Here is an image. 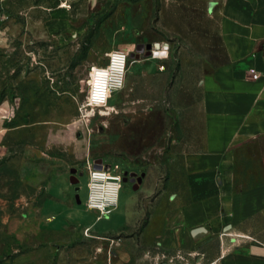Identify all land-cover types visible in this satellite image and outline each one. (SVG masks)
<instances>
[{
  "label": "rangeland",
  "instance_id": "obj_1",
  "mask_svg": "<svg viewBox=\"0 0 264 264\" xmlns=\"http://www.w3.org/2000/svg\"><path fill=\"white\" fill-rule=\"evenodd\" d=\"M211 10L201 0H0V264H264V253H248L240 237L188 249L148 240L145 223L162 202V181L171 180L169 146H147L144 153L120 146V128L133 113L119 90L109 96L112 111L83 108L114 50L129 55V76L142 68L138 60L156 53L139 54L140 45L165 40L172 42L176 74L183 46L192 79L199 76L197 59L209 70L222 63ZM152 86L158 83L140 84L129 107L152 98ZM98 160L127 178L118 207L100 219L86 206L88 169ZM142 171L150 173L148 198L146 185L134 184ZM52 200L63 209L59 228L41 230L38 213ZM67 219L83 227L65 226ZM251 227L264 242V214Z\"/></svg>",
  "mask_w": 264,
  "mask_h": 264
},
{
  "label": "crops",
  "instance_id": "obj_2",
  "mask_svg": "<svg viewBox=\"0 0 264 264\" xmlns=\"http://www.w3.org/2000/svg\"><path fill=\"white\" fill-rule=\"evenodd\" d=\"M201 2L212 7L225 60L209 70L197 59L200 72L194 79L187 74L191 59L184 56L185 46L179 52L180 74L170 67L171 45L168 52L138 60L142 68L127 74L119 90L124 109L133 113L120 128L119 143L127 152L138 153L147 146H169L171 180L167 186L162 181L157 195L162 202L145 223L148 240L167 249H188L219 236L224 241L226 236L240 237L248 253H264V242L253 236L251 227L264 214V0ZM149 82L158 83L150 90L152 98L142 96L134 109L129 107L134 90ZM149 175L142 171L137 176L143 177L139 187L146 185L147 198L153 193ZM53 204L46 203L38 213L41 230L59 228L55 224L63 209ZM135 204L117 231L127 225ZM69 222L65 226L83 227ZM85 227L92 230L91 225ZM201 228L205 231L194 234Z\"/></svg>",
  "mask_w": 264,
  "mask_h": 264
},
{
  "label": "built area",
  "instance_id": "obj_3",
  "mask_svg": "<svg viewBox=\"0 0 264 264\" xmlns=\"http://www.w3.org/2000/svg\"><path fill=\"white\" fill-rule=\"evenodd\" d=\"M154 52L170 51L167 42L152 45ZM130 57L125 52L114 50L109 54L108 64L105 69V77L100 83H92V91L83 108L110 110L108 105L109 96L115 91L124 88L129 70ZM257 77V75H255ZM88 198L89 209L98 212V218L108 216L109 212L118 207L120 202V191L122 188L123 174L117 172L113 167L103 163L101 168L94 165L88 169Z\"/></svg>",
  "mask_w": 264,
  "mask_h": 264
},
{
  "label": "water",
  "instance_id": "obj_4",
  "mask_svg": "<svg viewBox=\"0 0 264 264\" xmlns=\"http://www.w3.org/2000/svg\"><path fill=\"white\" fill-rule=\"evenodd\" d=\"M151 49H152V44H149V45H147L146 47H145L144 45H140V47L138 48V52H139V54H140V53H144L145 50H148V52H151ZM102 165H103L102 160H98V161H96V163L94 164V167H95V168H101ZM107 166L109 167V165H107ZM71 172H72V175H71V181H72L73 183H77V182L79 181V179L76 177L77 169H76V168H73V169L71 170ZM124 175H125V177H126V174H124ZM142 178H143L142 176H140V177L137 178V181H136V188H138L139 184L142 182ZM126 179H127V178H124V181H126ZM134 180H136V179H134ZM202 231H205V230H204L203 228H201V229H196V230L194 231V234H197V233L202 232Z\"/></svg>",
  "mask_w": 264,
  "mask_h": 264
},
{
  "label": "flooded vegetation",
  "instance_id": "obj_5",
  "mask_svg": "<svg viewBox=\"0 0 264 264\" xmlns=\"http://www.w3.org/2000/svg\"><path fill=\"white\" fill-rule=\"evenodd\" d=\"M124 178H125V175L123 174V176H122V179H123V181H124ZM137 178V177H136ZM137 181V180H136ZM134 184H136V182H134Z\"/></svg>",
  "mask_w": 264,
  "mask_h": 264
},
{
  "label": "bare ground",
  "instance_id": "obj_6",
  "mask_svg": "<svg viewBox=\"0 0 264 264\" xmlns=\"http://www.w3.org/2000/svg\"><path fill=\"white\" fill-rule=\"evenodd\" d=\"M104 77H105V75H104ZM102 80H104V78H103ZM102 80H101V81H102ZM101 81H99L98 83H100ZM92 82L94 83V81H93V80H92ZM89 167H92V166H89ZM113 167H114V166H113Z\"/></svg>",
  "mask_w": 264,
  "mask_h": 264
}]
</instances>
